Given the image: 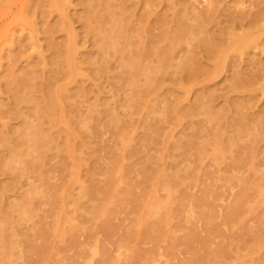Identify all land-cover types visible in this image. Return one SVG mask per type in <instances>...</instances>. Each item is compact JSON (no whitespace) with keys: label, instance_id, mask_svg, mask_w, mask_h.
<instances>
[{"label":"rangeland","instance_id":"374dc122","mask_svg":"<svg viewBox=\"0 0 264 264\" xmlns=\"http://www.w3.org/2000/svg\"><path fill=\"white\" fill-rule=\"evenodd\" d=\"M0 264H264V0H0Z\"/></svg>","mask_w":264,"mask_h":264}]
</instances>
